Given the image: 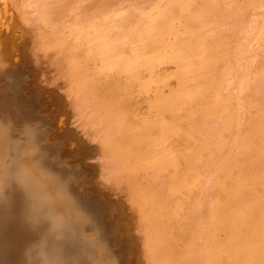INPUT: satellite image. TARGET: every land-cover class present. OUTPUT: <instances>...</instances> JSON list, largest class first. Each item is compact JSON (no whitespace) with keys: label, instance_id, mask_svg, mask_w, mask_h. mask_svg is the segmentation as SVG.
Segmentation results:
<instances>
[{"label":"bare ground","instance_id":"bare-ground-1","mask_svg":"<svg viewBox=\"0 0 264 264\" xmlns=\"http://www.w3.org/2000/svg\"><path fill=\"white\" fill-rule=\"evenodd\" d=\"M209 2L0 0V264H264L263 110L203 188L212 206L186 211L222 144L185 119H229ZM90 99L93 140L72 116Z\"/></svg>","mask_w":264,"mask_h":264},{"label":"rangeland","instance_id":"rangeland-1","mask_svg":"<svg viewBox=\"0 0 264 264\" xmlns=\"http://www.w3.org/2000/svg\"><path fill=\"white\" fill-rule=\"evenodd\" d=\"M208 5L207 10L199 13V21H202V25L200 24V31L204 32L209 42L216 40L212 47L213 50H211L212 52L214 51L213 54L216 53L219 61L217 72L223 81V86L219 91L222 93L223 97L226 98V102L228 103L229 117H226L229 119L226 121L227 123H225L216 116H206V112L202 110L190 112L192 120H190V116L185 119V123H187V127L189 128L188 130L200 132L203 133V135L206 131L205 136H212L215 143L219 142L222 145L224 144V146L220 145V147H218L221 148L219 155V151H217L218 148L216 147V149L210 146L211 148L208 149L210 152H206L205 154L206 158H200V160H198L199 162H195V164L201 167L199 169V171L201 170L200 174L198 175L200 184L197 183L196 186L189 185L187 191L194 190V192L191 191V196L187 195V201H190V205L188 207L189 210H186L188 213L192 211L195 212V215H200L205 209L208 210L212 206L210 196L207 192H204L203 188L208 185L209 188L211 187V176L214 175V177H218L222 166H227V168L229 167L228 164L231 166L232 160L230 155H235L238 152V139L243 133V127L247 125V118L257 113V111L261 112L262 110L264 116V0H217V2L216 0H214V2L210 0ZM208 11L209 13H206ZM205 14L206 17L204 16ZM201 15L204 16V19H202ZM203 20H205V22L207 20L208 23H206L208 25H206ZM57 89L62 92L61 89ZM252 99L258 102L253 100L254 103H251L250 101ZM90 101L91 99L88 103L82 101L77 109L79 112L72 116L75 122L73 124L79 126V128H84L85 133H88L86 139L93 140L100 138L104 135V132L99 130L101 127V116H99L97 111L89 107ZM201 119H204L206 122L200 121ZM260 125L257 126V132H253V134L264 139V119ZM202 129L204 130L203 132ZM245 151L241 154V157H253L259 152L257 148H251ZM215 153L219 156L218 158L216 157L217 155L214 156ZM226 154H229V156ZM203 160L204 163L202 162ZM240 167L233 168L231 172L232 175L229 174V176L231 175V178L228 177L229 180H235L234 182H239L240 179L245 180L247 175L250 174L249 172H252L250 168L243 167L240 169ZM149 170L150 168L144 170V173L141 174H147ZM241 176L243 177L238 179V177ZM156 182H158V180L154 183ZM263 189L262 192L264 193ZM249 190L251 189L248 188L246 191L249 192ZM154 194L156 193L154 192ZM196 201H200V205L197 204L198 202L196 203ZM161 218L162 216H159V219L156 218V220H153L157 223V220L159 222ZM186 218L182 217V221L185 222ZM180 220L181 219H179V221ZM160 244V248L164 247L162 242H160ZM154 251H156V249ZM195 253L196 251L194 252L193 250L189 253L182 251L181 254L183 257H186L185 255L187 254L190 256ZM162 257V254L155 255L150 257L147 261L151 264H163L164 258ZM144 258L147 259L148 257Z\"/></svg>","mask_w":264,"mask_h":264}]
</instances>
